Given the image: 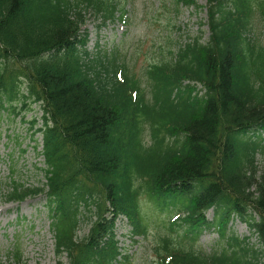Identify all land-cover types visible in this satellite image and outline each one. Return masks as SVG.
<instances>
[{
    "label": "trees",
    "instance_id": "trees-1",
    "mask_svg": "<svg viewBox=\"0 0 264 264\" xmlns=\"http://www.w3.org/2000/svg\"><path fill=\"white\" fill-rule=\"evenodd\" d=\"M114 1L0 0V114L39 104L43 127L32 137L42 140L46 181L45 190L13 184L6 201L48 196L55 252L67 264L119 257L113 227L120 215L144 236L142 198L153 207L186 198L187 226L204 224L202 210L219 211L229 200L264 217V171L255 167L264 140L239 136L264 120L262 34L245 36L264 24V0H207V42L178 46L169 66L151 65L146 90L127 69L122 83L114 81L116 53L103 62L81 58L85 13L112 21ZM92 197L85 208L95 220L77 239L79 203ZM256 228L264 243V218ZM172 243L166 235L151 249L153 264H199ZM8 254L21 263L19 242Z\"/></svg>",
    "mask_w": 264,
    "mask_h": 264
},
{
    "label": "rangeland",
    "instance_id": "rangeland-1",
    "mask_svg": "<svg viewBox=\"0 0 264 264\" xmlns=\"http://www.w3.org/2000/svg\"><path fill=\"white\" fill-rule=\"evenodd\" d=\"M115 3H119V0H115ZM172 4L173 0H128L123 6L128 17L126 25H122L119 20L103 24L100 17L88 11L85 13L84 29L88 36L89 54L95 58L98 52L103 55L104 52L116 51L119 62H123L130 73L140 79L146 90L143 78L145 68L163 59L168 61L170 50L196 36L201 35L202 43L208 38L206 27L203 26L206 14L202 6L205 0L198 1V9L179 8L178 14H175ZM258 33L263 34L261 42H264V24L258 25L253 31L248 30L246 34L255 37ZM34 114L37 118L41 117L37 111L26 113L18 108L15 112L8 109L0 114V264H14L8 258L14 238L19 239L26 264L56 262L45 198L28 199L20 204H7L5 200L12 181L27 186L45 183L43 158L36 154L41 152V138L35 137L37 149L34 150L26 122ZM257 170H264V160L260 158ZM139 205L148 231L147 240L140 239L138 244L131 245L130 240L122 235H127L129 227L116 228L121 241L119 247L125 249L124 253L131 257L128 264H140V261L142 264L151 263L150 250L156 245L157 238L165 235L163 222L173 216L165 211L154 212L144 199L140 200ZM84 217L80 229L87 226L88 213H84ZM206 218L209 221L213 218L212 211L206 213ZM230 230L239 239L250 237L248 244L243 246L247 249L246 253L237 252L241 260H250L251 245L259 248L256 237L250 236L245 225L237 220L232 222ZM194 247L206 255H219L223 248L227 249V253L231 252L227 248L226 239L220 238L214 230L203 232ZM62 261L65 264V259ZM262 263L261 258L258 264Z\"/></svg>",
    "mask_w": 264,
    "mask_h": 264
},
{
    "label": "bare ground",
    "instance_id": "bare-ground-1",
    "mask_svg": "<svg viewBox=\"0 0 264 264\" xmlns=\"http://www.w3.org/2000/svg\"><path fill=\"white\" fill-rule=\"evenodd\" d=\"M264 124V120H262V122H260V123H258V124H256V125H252V127H261L262 125ZM72 154H73V156L75 155V153L72 151ZM247 204V206L248 205H250L249 203H246ZM246 207H242V206H239V205H237L236 206V213L237 214H239V215H241V214H243V212H244V209H245Z\"/></svg>",
    "mask_w": 264,
    "mask_h": 264
}]
</instances>
